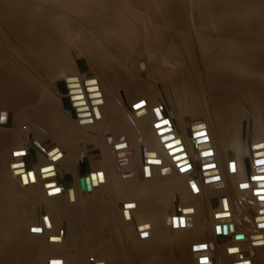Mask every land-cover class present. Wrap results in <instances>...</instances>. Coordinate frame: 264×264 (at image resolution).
I'll return each mask as SVG.
<instances>
[{"label": "bare ground", "instance_id": "1", "mask_svg": "<svg viewBox=\"0 0 264 264\" xmlns=\"http://www.w3.org/2000/svg\"><path fill=\"white\" fill-rule=\"evenodd\" d=\"M55 1L56 2H59L58 0H55ZM71 1H73V0H71ZM131 1H132L131 11L133 13V16L134 17L135 16H138V13H137V15L135 14L136 11H138V10H136V8L140 7L141 1L140 0H131ZM105 2H106V0H100L99 3L101 5H103ZM13 4H14V2H13ZM17 7L19 8L17 10H20V11L21 10H24L25 12L24 11L23 12H19L18 15H16V16H14V15L12 16L11 13L8 12L9 15H10L9 17L12 18V20L14 22H16V23H18V24L23 25L24 27H26L28 29V31L30 32L29 35H26L25 36V39H21V38L20 39H17V42L21 45V48L23 49V51L26 50V52L27 53L29 52L30 54L28 53L29 56H27V54H26V56H24V57L22 56L21 57L25 61V63H26L25 64L26 65V67H25L26 70H22V71H18L15 67H13L11 64H9L8 62H6L0 56V97L1 98L3 97V100H4L3 101L4 104L3 105L0 104V105H1V108H4V109L6 108L5 111L0 112V136L2 138L4 137V139H2L0 137V264H28L29 262H31L32 256H34V258H35V264H38L45 257L44 256V253H46L47 251L46 252H44V251H45V248H48V244L47 243H49V248L50 249L52 248L53 251H56L55 249H57V247H59L60 249L58 251H60V252L62 251L65 254L66 253L69 254L68 253L69 249H67V248L66 249L63 248V250L61 249V246L60 245H62L63 240H62V238H61L60 235H51V234H49V233H51L50 232L51 229H54L53 227L47 228V227L43 226V224L42 225H39L40 222L38 220H40V219H38L37 220L38 222L35 223V224H33L32 222H29L28 221L29 219H27L26 216H25V214H26L25 213V207L27 205L28 195H30V192H32L31 193L32 194V201L33 202H36V201H38L40 199L39 196L43 192L45 194V198L48 197L52 203L55 204V202H57V203L58 202H62V198L65 196L64 195L65 193L64 192H61L62 191L61 184H62L63 181H64L63 182L64 184H66L68 181H70V174L67 171H62L61 174H60L58 172V170H57L56 172H57V175L58 176H48V177L42 178L41 175H40V172H41V169H42L43 166H45L47 164L49 165L51 163H52L53 166L54 165L57 166V164H55V162H53L54 159L55 160L56 159L58 160V158H60V155L62 157H63V155L65 156L66 153L63 152V151H61V149H60L62 146H59L56 143V142H58V140L57 141H55V140L53 141V140H51V138L48 137V139H50L52 142L49 143V144L48 143L47 144L44 143L45 144L44 145L43 142L40 140V138L36 135V133H38V132H36L34 134V136H32V134H29V142L28 143H29L30 146H32V148L34 150L35 149L38 150V154H36L38 160H39V157H41V156L43 158L45 157V159L47 160L44 163L39 161L40 164H37V161H36V163L34 162V159L32 157V154L30 153L29 148L27 147V150L25 149V147L26 146H29V145H25L24 148L21 149V150H19L18 149V146H17L18 145V143H17L18 141H16V139H17V136L19 134V133H17V131H19L17 128L21 129V126H24L25 123L28 122V121L26 122L27 118H24V115H22V112H19V110H16L17 109V106H19L18 103H20V102L21 103L22 102H28L29 104H35V103H37L36 102L37 100H38V102L39 101H41V102L43 101L45 103H49L51 101V99H53V98H52V96L50 94L48 95V93H46L44 91V89L41 86L42 83L39 84L37 82L38 81L37 77L38 76L40 77V75L41 76L42 75H45V76L48 75L47 77L48 78H51V77H53V74L56 72V70L59 68V62H56L52 66L45 65L41 69H37V71H36L37 74L33 73V69L35 70V67L37 68V66H39L41 64V62L43 61L44 57H49L50 54H51V51L55 47H51L49 45L50 42L48 41V37L45 35V31L44 30H47V31L49 30L47 28V26H46L47 23H48V20L46 19V17H40L41 18V21H40L39 20L38 13H34L32 11V9H31V11H28L27 12V9H25V6L23 7L21 3H18L17 4ZM62 8H63V6H62ZM35 10H39L38 7H35ZM78 14L79 13H77V15ZM84 14H86V13L84 12ZM199 14H201V13H198V15ZM111 15H110V19L112 20V16ZM202 15H204V14H202ZM82 16H84V15H82ZM88 16H91V15H88ZM94 16H96V15H94ZM101 16H104V14L101 15ZM101 16H99V17H101ZM113 16L115 18L113 20L114 22L110 21L111 23H114V26L112 28V32L114 31L115 32L114 34H117L116 31H118V32L120 31L121 32L122 29H119L118 30L119 27H117L116 24L122 23V22L125 24V22L127 20H126L125 15H123L122 13H119L117 11H115L113 13ZM205 16H203L202 18L200 17V19L205 23V27L202 30H203V32L207 33V35L208 34H211L212 35L213 33L215 34V31L216 30L223 29V27L219 28V25L221 24V22L223 20H225L226 22H228L229 20H231V22L232 21H235L236 23H237V21H242V19H241L242 17L240 16L241 18H239V15L237 17H233V16L232 17H227V16H225L224 18L216 17V15L210 16L212 18H210V17L208 18V17H205ZM104 17H106V16H104ZM213 17H215V18H213ZM34 18H37V19L32 20ZM81 18L83 20V18L86 19L87 16H84V17H81ZM89 18H91V17H89ZM89 18H87L88 21L91 20ZM96 18L97 17H95L93 19H96ZM152 18L154 20L157 19V18L155 19V16H153ZM93 19L91 20L92 22H93ZM100 19H102V22H103V19L104 18L101 17ZM104 20H106V21L109 22V19L107 20V17ZM154 20H152V22ZM88 21H87L86 26L90 25L88 23ZM91 21H89V22H91ZM39 22L42 23L41 26H39V25L36 24V23H39ZM84 22L86 23V21H84ZM94 22H96V20ZM127 22H129V21H127ZM154 22L152 23V26L153 27H154V25H153ZM199 22H200V20H199ZM80 23L83 24L82 21ZM82 24H80V25H82ZM103 24H105V23H102V25ZM127 24H130V23H126L125 26ZM102 25L99 24L98 26H102ZM107 25H108V23H107ZM236 25H238V24H236ZM110 26H112V25H110ZM223 26H224V28H226V31H229V29H231L230 27L228 29V27H225V25H223ZM104 27H105V25H104ZM122 27H123V25H122ZM130 27H131L130 29L135 28L134 27V24H133V26L131 25ZM158 28H160V27H158ZM158 28H157V30H158V32H160ZM240 28H241V22H240ZM10 29L11 28H9V27H3V28L0 29V34H2V36L4 37V39L6 41L11 40V38H13V35L11 34V32H13V31H11L12 29L11 30ZM125 29H127V28L125 27ZM125 29H123V30H125ZM153 29H155V27ZM235 29H237V27ZM235 29L234 30L232 29V30L234 32H238V30L235 31ZM163 30H161L162 33H164ZM232 30H230V31H232ZM125 32L124 33H121V34L119 33V35L120 36L121 35L123 36L124 34L127 35V31L126 30H125ZM155 32H156V29H155ZM100 33H102V32H99V34ZM109 33L111 35L113 34L111 32H109ZM109 33H107V35ZM240 33L241 34H246V35H252V36L255 35V36L258 37V36H260L261 31L259 32L260 33L259 34L258 32H251L250 33V32H248V30H243L242 29V30L239 31V34ZM103 34H105V32H103ZM134 34L135 35H133V36H136L137 33H134ZM214 34H213V37L215 36ZM232 34H231V36H234ZM56 36H58V35H56ZM114 36H113V38H114ZM128 36H130V35H128ZM208 36H210V35H208ZM208 36H207V38H209L210 41H208L206 43H204L205 41L204 42L201 41L202 42L201 44L203 45V46L201 45V47H203V48L209 47V50L212 47H214L215 50L218 49V50L221 51L220 54H217V53H211V54L210 53H206L205 54L206 55V59H207V61L210 62V64H208L207 66L206 65L204 66V67H209L211 69H214V73H211L212 76H210L209 83H207V84L209 86H211L210 87L211 88V94H210L211 99L210 98L209 99L211 100L210 104H211L212 112L214 111L213 114L215 113L214 116L216 117V122L218 120L222 121L220 119L221 116H219V115L220 114H224V112L223 113H220V112H222L221 109H228L227 111L229 112V114L226 115L227 114L226 113L224 116L225 117L226 116H229V120L230 121L228 122L226 120V121H224V122H222L220 124V125H222V127L224 129H227L233 122H238L239 123L238 124V128H240V127L242 128V125L240 124V123H242L241 118L242 117L244 118V117L247 116V117H249V120H251V122L254 123V128H253L254 131L253 132H255V135L257 136V135L261 134L260 132L262 130H261V126H260V123H259V117L258 116L262 112L264 113V69L263 68L256 69L255 68L256 64L253 65L251 62H248L247 60H243L241 57H236V56H244L245 57L247 55V51H248L249 46H250V44H248V42L250 43L252 41H249V39H247L248 42H246V45H243V43L241 44L240 42H239V45H237L238 44L237 43L238 41H236V43H237L236 45H233V42H229V43L232 44V45H230L228 42H226V41H230V40H226V41L224 40V42H222L223 39H227V38H222L221 41L219 40L220 39L219 38L218 39L219 42L226 43V47L223 50L220 46H218L221 43H219L218 41L217 42L216 41L215 42L212 41L211 40L212 36L211 37H208ZM123 37H117V38L119 39V38H123ZM137 37H139V36H137ZM215 37H217V34H216ZM222 37H225V36H222ZM228 37L230 39V36H228ZM124 38H123V41H124ZM129 38H131L132 42L135 41L133 44L136 43L137 40H136L135 37H129ZM239 38H237V39H239ZM263 40H264V37H263ZM117 41L118 40H116V42ZM126 41H128V39H126ZM233 41H235V40L233 39ZM84 43H86V42H84ZM60 44L58 46H60ZM46 45H47L48 49L44 50L43 47H45ZM55 45H56V43H55ZM128 45L126 47H128ZM169 45L167 44V45H165L167 47H163V48L164 49L166 48L165 50H167V48H168ZM116 46H117V48H119L118 47V43H117ZM89 47H90V45H89ZM92 47H93V45L91 46V48ZM96 47H97V45H96ZM126 47H123V48H126ZM60 48H61V46H60ZM91 48H90V50H91ZM93 48H94V51H95V47H93ZM123 48H122V50H123ZM98 49L100 50L99 52H101V51H103V49H106V47L104 46L103 43H99L98 42V48H97L96 52L98 51ZM88 50H89V48H88ZM105 51H107V50H105ZM87 52L89 53V51H87ZM113 52H115V51H113ZM253 52L257 56H259L260 58H264V53H259V52L255 51V50ZM88 53H86V54L88 55V58L90 59V60L89 59L88 60H89V62L91 64H93V62H92L93 59L98 60L99 63L103 60V59H100V57H99L100 54H98V53L97 54H94V55L91 54L92 57ZM91 53H93V52H91ZM160 53H161V51H160ZM163 54L165 56L166 53H162V56H163ZM168 54L169 53H167V55ZM170 54H172V53H170ZM133 55H135V53ZM137 55H138V51H137ZM148 55H150V54H148ZM114 57H116V56H114ZM135 58H136V56H135ZM59 59H61V57ZM59 59H57V60H59ZM109 59L111 60V58H109ZM133 59H134V56H133L132 60ZM115 60H117V59H115ZM115 60H114V62H115ZM156 60L157 59H152V61H155L156 62L155 64H157V66L159 68L160 62H159V65H158V61H156ZM123 61L125 62V60H123ZM160 61L162 63V60H160ZM107 62L108 61H106V60H103L102 61L103 67H104V69H106V73H108V71L113 72L114 75H111L110 74V76H111V78H114V79L117 78L118 76H120L121 73H122L121 70L122 69L124 70V67H122V69L120 71H117V68L119 66H117L115 64L116 66H114V67L111 68V67H109L110 65ZM84 63L86 65V68H87V71H88V65L86 64V61L85 60H84ZM164 63L166 64V62H163L162 63L163 66H165L164 68H168V67H166V65H164ZM167 63H168L167 65L170 64L169 67L172 68L171 70H173V68L177 64V62L174 63L175 65L172 63L174 65V66H172V64L170 62H167ZM182 63H184V62H182ZM182 63H180L181 64L180 65L181 68H182V65H183ZM111 64H113L112 61H111ZM118 64H120V63H118ZM151 64H153V63H151ZM151 64H149V65H151ZM124 66H126V64ZM154 66L155 65L153 64V68H151L150 70H152V69L154 70L157 67V66H155V68H154ZM176 66H178V64ZM160 68H161V66H160ZM170 68H168V69L170 70ZM175 68H177V67H175ZM175 68H174V73H176V75H177V73H178L177 70H178V68L180 69V67L178 66L177 69H175ZM193 68L196 69V70H199L197 64H194L193 65ZM253 68L256 69V71ZM132 69H133V67H132ZM161 69L163 70V67ZM82 70H83V68L81 67V71ZM153 70H152V72H153ZM162 70H159V71L162 72ZM175 70L177 72H175ZM157 71L158 70H156V72ZM164 71H166V70H164ZM179 71L183 72L181 69ZM29 72L32 73V74H29ZM129 72H131V74L133 73L131 70L128 71V73ZM150 73H151V71H150ZM57 74H58V72H57ZM125 74H126V71H125ZM155 74H157V73H155ZM164 74L165 73H163V75ZM179 74H180V72H179ZM81 76L84 78V81H82V78L80 77V75H75L74 74V75H68L62 81H59L58 82V84H57L58 89L57 90H59V92H61L63 94V95H60V96H62L61 97V104H63L64 110L67 112V114L71 115V117L74 118V120L72 119L73 121H76L82 127H93L96 130L97 127H98V125H100L103 121L104 122L107 121V124H108L107 127H110V128L115 129L116 131L112 130V132L114 131L115 133H117V132L120 133L121 136H122V138L125 139V141H127V139L128 140H130V139L133 140L134 135L132 133H134V132L132 130H134V129L136 130V132H138V135L139 136L142 135V134H144V135L147 134V139L148 140L150 139L149 141H147L145 137L144 138H138V137L136 138L135 137L136 139H134V141L140 145L139 148H141V143L140 142L143 141L142 142L141 152H140L141 153L140 158L142 157V164H143V166H141L142 172H141V170H140V172L144 176L147 175V173H148V176H149L148 180L150 182L155 183V184H154V186H152L150 183H148L149 185H151V187L149 186V188L147 187L148 189H146V188L142 187V183H141V180L142 179H141L140 181L138 180V182H140L141 184L140 185L138 184V187L137 186H132V187H135V188H132V189L135 191V193H138L137 196H134L135 199L137 198L138 202L142 199L145 203H147V206H149L150 203H152L153 201L154 202L158 201L160 204H162V208L163 209L160 212V214L157 213V210L149 209V207H146V211L145 212L144 211L141 212L140 211L141 209L139 210L138 207H140V206L142 207V205H139L140 204L139 203L138 206H137L135 204V202H137V200L136 201L133 200L135 202H132V201L126 202V200L124 198L123 199L122 198H118V195H119V197L120 196L123 197L124 191L127 190L128 188L126 189L125 185H123V186L120 185V184L118 185V177H119V175L121 173L120 174L118 173L119 174L118 175L116 172H114L113 175L115 177L113 176L114 177L113 178V181H112V183H110L109 181L111 180V176H110V178L107 177L108 176L107 174H108L109 171H107L106 168H104V169L98 168L100 170V172H101V177H100V183H101V185H100V188H99L100 191L97 192L96 189H95V182H94V179H95V175L96 174L93 173L92 170H91V172H89V169H88L90 167V165L91 166L93 165L94 167H101V166H99V164H101L102 160L100 161V163L98 162L99 164L98 163H95V160H94L95 158H98L99 157V156L97 157L98 151L96 150V148H97L96 146L93 148V151L91 150L92 151V156L94 157V158H92V161H90L91 164H88V162H87L90 159L89 156H88L89 153L87 151L89 147L86 148V146H85L84 151L82 150V157H83L82 161H85V164L83 163L84 165L81 166V168H80L81 169V175H80V177L78 176L77 183L74 184V185H72V186H70L67 189V193H68V195H70L69 201L72 200V196L73 195H76L77 196L76 199L78 200V198H79L78 196H80V193H87V195L89 196L90 195L89 192H91V190H92L93 191L92 193L95 194L94 195L95 197L92 195V198H93L92 201L90 200V202H86L89 205V204H91V203L94 202L93 201L94 199L102 196V194H103V197L102 198L105 197V199H106L105 201H107V200L111 199L110 198L111 196L109 194H106V195H108V196H106L105 193H108V192L109 193H112V194L113 193L114 194L116 193L117 195L115 194L116 196L114 198H115L116 201H118L117 204L121 207L120 208L121 211L120 210H117L118 216L120 214V216L122 215V218L124 219V222H123V224L120 225V227L122 225H124V224L127 226V229L125 230V232H126L127 235H130L131 234L130 235L131 236L130 239L132 240L133 243H134L133 240H135V241L137 240V243L136 244L135 243L134 244L132 243L136 248L138 246L137 244H139L138 239H140V241L143 240V239L144 240H146V239H151L152 240V238L159 239V238H162L163 236L165 237V235L166 236H169V235L177 234V235L181 236L180 241L178 239L179 243L181 242L182 239L187 240V241L184 240L185 242L191 243L190 251H191V253H193L194 250H198L199 248L204 247V243L206 242V239L209 237L210 240H211V243L213 244V248H214L212 251L219 252V253H226L227 256H230L233 259H235L234 264L235 263H237V264H254L255 263L254 260H252L250 258L243 259V257H244V256H242V253H243L242 251L243 250L241 249V247H244V249H245V245H246V242L248 240V237L247 236H249L250 234H247L246 235V234H244L242 232H237L238 231V228L242 226L243 221H242V219L239 216L240 214L238 216H236L238 213L236 211H234L233 204H232V201L230 199L226 200V203L224 205V206H226V209L228 208V210L230 212H226V211L223 212V210H219L218 209L219 208V204H221V206H222V203H223L222 202V197L223 196L220 195L221 197L219 199H218V196L215 197V198L212 197L214 199H212L211 205L213 204V206H215L211 210L213 212L212 217H211V220H212L211 223H213V226H214V235L211 234V233L208 234V228H207V224L208 223L203 218V210L201 208H199L197 206H195V207H188L189 206V203H186V205L182 203V206L180 205L181 204L180 200L181 201L182 200L187 201L189 199V195H188L189 194L188 193V185H189V183H187V181H188L189 177H192V168L190 169L189 164H188L189 158L186 157V153L188 152V148H187L188 146H186V145L189 144V145L193 146L195 150H196V147H198L197 150H198V154L199 155L209 154V153H205L206 151L209 152L211 150L209 144L211 145L212 152L215 151V148L212 146L213 145V143H212L213 139H212V137H211V135H210V133L208 131V127H207V124H206V121L207 120H209L210 118L212 119V113H211L210 116H207V117L204 115L202 117L203 118V121H200L198 123L192 124L189 127H187L188 125L187 126L185 125L186 126L185 128L187 129V133H184L178 127V124H176V122L170 117V113L167 110V107L165 106V104L164 105L162 104L160 106H156V107L152 108L153 109L152 110V114L153 115L150 116L151 113L149 112L150 113L149 114L148 111H147V109H146V106L147 105L150 106V103L148 104L146 102H148L150 100H148V101L146 99L145 100H142L141 97H140V100L137 99L138 102L136 101V103H134L132 105H129L128 106L129 108L127 107V109L124 108L125 110H121L122 108L120 106L121 105L120 99L117 100V98L115 96H113V95H112L113 96L112 100L106 99V94L102 90V85L100 83L101 81L99 82L98 78H96L95 75L93 77L92 76H89L88 77L86 75L87 78L85 77V74H83ZM171 76H173V75H171ZM180 77H183L182 84L180 82L181 80H179L178 77L177 78H178L180 84L178 82H172L171 84L174 83L173 86H171V84H170V86L173 88L174 94H176L179 97V95H184L186 93V95H187L186 97H188V99H186V100L187 101L189 100L188 102L195 103L194 102L195 101V96H197V95L194 92V85L192 86V84L189 82V80L187 79V74L186 73L183 74ZM108 78H110V77H108ZM19 79L20 80H24V81H22L21 83H15L13 85L12 82L17 81ZM118 79H120V78H118ZM124 81H125V79H124ZM45 82H46V80H45ZM120 82L122 83L123 80L120 81ZM126 82L127 83L130 82V80L129 81L126 80ZM118 84H119V82H118ZM118 84L116 82V85H118ZM133 84H134V82H133ZM29 85H32V89H30V87L27 88ZM44 85H46V84L44 83ZM122 85H124V84H122ZM167 85H166V88H167ZM118 86H120V85H118ZM125 87H129V86H125ZM48 88H50L49 85H48ZM144 88L145 87H143V89ZM51 90H53V89H51ZM131 90H133V88H131ZM131 90H130V92H131ZM138 90H139V88H138ZM47 91H48V89H47ZM111 91H113V90H111ZM165 91H168V90H164V92ZM51 92H53V91H51ZM169 92L171 93V90H169ZM57 94H58V92H57ZM129 94L131 95V93H129ZM165 94H166V92H165ZM132 95H134V93ZM142 95H140V96H142ZM166 95L169 96L168 94H166ZM35 96L37 97V99H36ZM252 97L255 98V99L252 100ZM183 100H185V97H184ZM142 101H144V104H141ZM10 102H11V104H10ZM51 102L54 104L53 101H51ZM98 102H100V103H98ZM180 102H181V100H180ZM14 103H16V104L14 105ZM131 103H132V101H131ZM38 104L40 105L41 103H38ZM43 104H41V105H43ZM189 104L190 103H188V106L191 105V104L190 105ZM26 105L27 104L25 103V106ZM47 105H49V104H47ZM193 105H195V104H193ZM193 105H191V106H193ZM199 106H200V104H198V107ZM45 107L46 106H44V105L42 106V108H45ZM58 107H57V109H58ZM12 108L14 110H12ZM24 108L25 109L27 108L26 111H25L26 114H27L26 116H28L29 114H31V112L33 111V109H32V111L30 112V110H28L29 109L28 107H24ZM38 108H39V106H38ZM38 108L36 110H38ZM63 108H61V109H63ZM34 109H35V107H34ZM184 109H186V108H184ZM45 110H46V108H45ZM45 110H42V111L44 112ZM47 110H50V109H47ZM47 110H46V112H47ZM200 111H203V109H200ZM39 112H41V111H39ZM51 112H53V111H51ZM51 112H49V114ZM59 112H60V110H59ZM123 112L124 113H129L128 115H130V116L127 117L128 118V122L126 120H123V118L125 117V114L124 115L122 114ZM33 114H35V116H32V118H34L35 120L37 119L38 123L40 122V120L42 119V117L45 116L44 114H43L44 116L43 115L40 116V114H36V113H33ZM131 115L134 116V119H133V117ZM50 117H52V116H50ZM50 117H48V118H50ZM57 117H56V119H54L55 122L57 121V119H59V117L58 118ZM46 119H47V117H46ZM186 119H190V117L189 118L186 117ZM63 120H65V119H63ZM50 121H52V120H50ZM55 122L53 124H56L57 125L58 122L57 123H55ZM187 122H190V121H187ZM184 123H186V122H184ZM204 126H205V128H204ZM103 129H105V126H104ZM118 129L121 130V131H119ZM71 130L72 131H70V133L72 134V136H74L73 134H75L77 131L76 130H73V129H71ZM40 131H42V129ZM40 131L38 133L39 135H40ZM125 132H127L126 134L128 136L126 134H124ZM182 132L184 134H186V136H185L186 138L185 139H183V137H182V135H184V134H182ZM185 132H186V130H185ZM27 133H29V132H27ZM55 133H57V132H55ZM68 133H69V130H68ZM90 133H87V134H90ZM91 134H93V133H91ZM102 134H103V132H102ZM176 134H177V136H176ZM40 136H42V135H40ZM44 137H46V136H44ZM67 137H69V136H67ZM92 137L94 138V136H92ZM262 137H264V136H262ZM48 139H46V140H48ZM140 139H141V141H140ZM188 139L190 141H188ZM88 140H90V138ZM108 140H109V137H108ZM237 140H238L237 138L232 137V138L229 139V141L227 140L225 142V144H230V145H232V146L235 147V144L237 143ZM81 141H83V140H81ZM223 141H222V143H223ZM74 143H73V146L72 147H74V145H76L77 142L75 144ZM87 143H88V141H87ZM87 143H85V144H87ZM111 143H113V142H111ZM185 143H187V144L185 145ZM20 144H21V142H20ZM71 144H69V145H71ZM14 145L16 146V149L12 150V148H14ZM69 145H68V147H69ZM22 146H23V144H22ZM80 146H82V145H80ZM147 146L150 147V148H148ZM63 147L65 148V145ZM159 147L162 149V153H161V151H159V149H158ZM252 147L257 148L259 150H262V143L260 141L258 143L255 142V145H253ZM252 147H250L249 149H251ZM150 149L153 150V152H155V155H156V158L153 159V160H149L151 158H149V156L147 155L148 152H150L149 151ZM65 150L68 151V149H65ZM103 150L105 151V149H103ZM103 150H102V152H103ZM259 150L257 152H255L253 149L248 150L251 158L254 159L253 163L256 162V155L257 154L260 155V153H258ZM70 152H72V151H70ZM216 152L217 151H215L214 153H216ZM135 153L137 154V152H135ZM164 153L166 155V158L164 157ZM38 155H39V157H38ZM108 155H109V153H108ZM262 155H264V154L262 153ZM68 156H70V157L68 159V162L66 164H64V166L66 168H68L69 170L70 169H74V168H71V166L74 167L75 166V163H72L71 161H72L73 157H75V155L73 154V156H72V154H69L68 153L67 154V157ZM257 157H258V155H257ZM37 158H35V160ZM101 158H102V156H101ZM104 158H106V156L103 157V161H104ZM135 158H136V156L133 157V158H128L127 159V164L125 163V165L127 167L130 166V165H133V168H134V169L132 168L131 170H128V171L125 169L127 173H125V171H124V173L126 174V176L128 178L127 179L128 180L127 181L128 183H130L134 179V177H135V174L133 173V170H135V168L139 167L137 165H136L137 166L136 167L134 161H132V159H135ZM218 158H219V156H218ZM229 158H230V155H229L228 159ZM17 159H18V161H16ZM144 159H147L146 161H147L148 165H149V163H151V165L150 166L146 165L144 163ZM229 160H231V158ZM82 161L80 160V162H82ZM26 162H27L28 165L27 164L26 165L24 164ZM139 162L141 163V161H139ZM57 163H59V162H57ZM102 163H104V162H102ZM109 163L110 162H108V164ZM117 164H118V162H117ZM244 164H245V169H246L245 172H246V178H247V181L246 182H247V189L248 190L247 189H244L242 191L243 176L240 173H238V175L236 173H230V177L232 178V182H233L234 187H236V189L234 188V191L237 193V196L240 197L239 200L243 203V206L242 207L245 208L244 210H240V211L246 213L247 216L250 213L249 216L251 218L250 219L251 222H249V221L248 222H249V224H254L253 218H255L258 215V212L259 211H264V172H262V170L260 169L262 167L263 170H264V160H261V162L259 160V162L254 163V164H256V167H253L254 164L252 165V161L250 160V158L246 159ZM31 165H33V166H31ZM52 165H51V167L43 168L42 169V173H44V175H47V173H49V172H46V171L55 170V168ZM107 165H105V167ZM208 165H209V163H201V167L202 168L211 169V167H213V165H209V166ZM115 167H118V166L115 165ZM173 167H174V170H173ZM228 168H229L228 169L229 171H232V167H228ZM108 169H109V166H108ZM259 169L261 171H259ZM131 171H132V173H131ZM210 171H212V170H207V172H210ZM88 172H89V174L86 177L83 178L82 176L86 175ZM122 174H123V170H122ZM142 174H140V176ZM142 176H141V178H144ZM173 177L176 179V182L171 180ZM135 179H134V181H135ZM123 181H122V183H123ZM74 182H75V180H74ZM127 182H126V184H127ZM144 182H146V181H144ZM124 183H125V181H124ZM66 187H68V185ZM121 187H124L125 188V190H122L123 191L122 194H120ZM129 188H131V187H129ZM83 190H84V192H83ZM106 190L108 192H106ZM119 190H120V192L118 193ZM133 190H132V193H133ZM149 190L150 191H153L154 193L153 192L152 193H149V194L146 193V191L150 192ZM176 191L179 192V195H175V197L177 199L176 200L174 199L175 201H173V204L167 203L166 207L164 208L163 207L164 206V203H162V202L163 201H166V200H165V198H160L159 195L161 194V192H162L161 196L163 197V196L171 195V194H173ZM242 192L248 193V195H243ZM61 193H63V195ZM130 193H131V190H130ZM132 193H131V195H132ZM158 193H160V194L158 195ZM174 194H177V193H174ZM250 195H251V197H248ZM80 199H81V197H80ZM88 199H90V198H88ZM79 201L80 200H78V202ZM81 201H83V200L81 199ZM253 201L255 202V207H254V204H252ZM78 202H76V203L78 204ZM95 202L97 204H95V206H94L95 207L94 208L95 209L94 211H98L97 212L98 215H96L97 217L95 216L94 219L95 220H96V218L102 219L101 217L103 215H101V213L104 210L102 211V210H99V209L96 208V207L101 206L100 205L101 204L100 203V200L98 201L99 202V205H98L97 200ZM103 203H104V201H103ZM106 203L107 202H105L104 204H106ZM108 203H109V201H108ZM72 204H73V201H72ZM113 204L114 203H112V205ZM42 207L44 208V206H42ZM115 207H116V205H115ZM174 207H175V209H177V213H175V214L173 212ZM158 208H159V206H158ZM100 209H102V208H100ZM137 209H138V211H137ZM38 210H39V207L37 206L36 209H35V212H36V215L38 217H40V215L42 216V214L39 215ZM89 210H91L93 212L92 209H89ZM108 210H110V207H109ZM99 211H100V213H99ZM136 211H137V213H136ZM87 213H88V211H87ZM103 213H105V212H103ZM134 214H136V215H134ZM234 214H235V218H236L235 220H237V224L236 223H233V222H228L229 221L228 218H231L232 219V217H233ZM27 215H29V214H27ZM104 215H106V214H104ZM92 216H91V218H92ZM259 216H261V215L259 214ZM50 217L52 218L51 215L49 216V218ZM114 218H116L115 215H114ZM259 218L261 219V217H259ZM41 219H42V217H41ZM77 219H76V217H74V218H72L69 221L70 223H68V229L66 230V233H67V236H68L67 245H68V247L69 246H71V247L75 246V247L79 248L80 247L79 243L82 242V243H80L81 246H82V244L84 245L83 242H85L86 244L84 246H82L83 249L80 250V248H79L78 251L84 253V255H85L86 258H88L87 255H89V257H90V255L92 254L91 252L94 251L91 248H93V249L95 248V249L99 250V252H100L99 255H101L102 257L100 256V260H97V261L94 259L93 261H95V262H93L91 264H106L105 261L103 260V258L105 256H106L105 259L106 260H109V257L107 259V256H110L112 252H115L116 251V252H120L121 253V250H122V248H124L125 243L126 244H128L129 242L131 243V241H127V242H125L123 244V242L121 243V241L118 239L120 241L119 242L120 244H119V247L116 246V242H114V240H112L115 243L114 244L110 240V239H113V238H111V235L113 236L114 233H115V231H114V229L111 230V227H109L110 224L107 223V222H103V224L100 223V222L97 223V224H94L95 226L91 230L92 231V234L91 235H90V232L87 231L88 229L86 230L88 234L87 235L85 234L86 235L85 237H87V236H88V238L90 237V240L88 238H87L88 240L87 239H82L83 238L82 235L85 232H81V230H80L81 228L78 231H77V228H76V231L74 229V223L76 225H78V222L75 221ZM120 219L118 220L116 218V220L119 221V222H117L118 224L121 221ZM30 220H32V218H30ZM257 220H256V222H257ZM62 225H63V223H62ZM111 225H114V224L112 223ZM126 226L125 227H121V229L122 228L125 229ZM208 226H210V225H208ZM254 228L258 230V228H256V226ZM33 229H39V231H33ZM28 230H29V232H28ZM52 231H54V230H52ZM243 231L245 232V230H243ZM210 232H211V228H210ZM184 235H187V237L184 236ZM47 236H48V238H45ZM251 236H253V234ZM254 236H255V234H254ZM51 237H53L55 239L53 240V238L51 239ZM62 237H63V235H62ZM113 237H115V236H113ZM124 237H126V236L124 235ZM231 237L235 241L234 245H232L233 243L231 242V244H229V245L228 244H225V245H221V246H219L217 248V246H215V243H213V239L216 240V243H222L225 239H228L229 240V238H231ZM136 238H138V239H136ZM44 239H48L49 242H47V240L45 241ZM251 239H252V237H251ZM81 240H83V241H81ZM152 241H154V240H152ZM156 241H157V243L155 241L153 243L154 244L155 243L158 244V240H156ZM163 241H165V240H163ZM184 241H182L181 243H183ZM45 242H47L46 243L47 245L45 244ZM149 242H150V240H149ZM141 243H143V242H141ZM90 244H91V246H90ZM121 244H123L124 246L123 245L121 246ZM250 244H252L251 245V258H253L254 257V254H255V251H254L253 248H258L259 251H263L264 250V248L262 247V246H264V234L263 233L260 234L259 237H258V235H256V239L253 238L252 240H250ZM161 245H160V247L163 246V245L162 246ZM169 245H170V243H169ZM185 245H186V243H185ZM126 246L128 247V245H126ZM130 246H131V244H130ZM130 246H129V248H130ZM134 246H131L132 249H134L133 248ZM140 246L138 247L139 249H140ZM149 246L152 247L150 249V251H152V249L154 247H156L155 245L154 246L153 245L151 246V244ZM149 246H146L144 248L142 247L143 251L141 252V251L138 250L139 252L137 251V253H140V252L143 253L144 252L143 254L145 256V253H146L145 251H146L147 247H149ZM198 246H199V248H197ZM158 247L157 248H154L155 250L157 249L156 251H154V249H153V251H154L153 254H156L157 255L160 252L162 253L163 250L161 251L159 249L160 250L159 251L158 250ZM172 247H174V245ZM175 247H177V245ZM178 247H180V246H178ZM178 247H177V249H178ZM171 248H169V252H170V249ZM180 248H182L181 250L184 249L183 246L180 247ZM124 249L126 250V248H124ZM132 249H131L130 252L135 251V250H132ZM144 249H145V251H144ZM161 249H164V251L166 250L165 248H161ZM173 249H171V250L173 251ZM177 249H176V252H179L180 249L179 250H177ZM71 250H72V248H71ZM73 250H74V248H73ZM147 250H148L147 252H150L149 249H147ZM186 250H187V248H186ZM174 251H175V249H174ZM174 251H173V254H175ZM123 252H125V251H123ZM120 253H116V255H118V254L120 255ZM125 253H124V255H125ZM183 253H187V252L184 251ZM194 253H193V256L194 255H198L200 257V258H198L199 260L202 258V256H205V257L206 256H209V254H206V253H201L200 254V252H198V251H196L195 254ZM122 254L123 253H121V255ZM127 254H129V252H127ZM127 254H126V256H128ZM134 254H132V255H134ZM140 254H138V255H140ZM143 254H141V255L143 256ZM177 254H175V255H177ZM57 255H58V253H57ZM99 255H98V258H99ZM103 255H104V257H103ZM113 255H111V259L114 258ZM119 255L116 258H119L120 257ZM141 255H140V257L139 256H137V257L141 258ZM166 255H167V253H166ZM170 255H172V254H169V256ZM247 255H250V254H247ZM59 256L60 255L54 257L55 259L53 257H51V258H53V260L51 258L50 259L52 261L59 260V264H69V262L71 261V259L68 256H63L62 255L63 256V259H61L62 257H59ZM72 256L74 257V254H72ZM72 256H70V257H72ZM92 256H93V254H92ZM126 256H124V257H126ZM160 256H158V257H160ZM57 257H59L60 259L57 258ZM129 257H131V255H129L128 258ZM147 257H148L147 255H146V258L145 257H142V258H144L143 261L145 259H147ZM150 257H152V256H150ZM158 257H157V259H158ZM172 257H173V255H172ZM185 257L188 258L189 256L188 257L185 256ZM256 257H257V253H256ZM86 258H84V259H86ZM116 258L113 260L114 262H116V260H117ZM136 258H135V260H130V259H128V260L131 262V264H133L132 261H134L136 263ZM139 258H137V261H138ZM166 258H162V259L166 260ZM173 258H171V261H172ZM204 258H202L200 260V262H201L200 264H212V262H210V263H207V261H204L203 262V259ZM50 259H49V261H50ZM121 259H124L123 256H122ZM126 259H127V257H126ZM154 259H155V257H154ZM175 259H176V261H178L176 256H175ZM169 260H170V258L168 259V264H169ZM81 261H83V260H81ZM81 261H77V262L80 263ZM86 261H88V260L86 259ZM121 261L122 260H120V263H121ZM147 261H149V259ZM89 262H91V261H89ZM106 262H108V261H106ZM114 262L111 261L109 264H112V263L114 264ZM122 262H124V261H122ZM130 262L129 263L126 262V263L127 264H130ZM141 262H142V260H141ZM153 262L155 264H157L155 260H153L151 263H153ZM120 263L118 262V264H120ZM143 263L145 264V262H143ZM143 263H140V264H143ZM173 263H175V262L173 261ZM75 264H78V263H75ZM115 264H117V263H115ZM137 264H139V263H137Z\"/></svg>", "mask_w": 264, "mask_h": 264}, {"label": "rangeland", "instance_id": "2", "mask_svg": "<svg viewBox=\"0 0 264 264\" xmlns=\"http://www.w3.org/2000/svg\"><path fill=\"white\" fill-rule=\"evenodd\" d=\"M58 1L59 2H56L55 0H0V27L1 28L9 27V28L12 29V30L11 29L10 30L13 31V32H11V34L13 35V38H11V40H8V41H6L4 39V37L2 36V34H0V56L6 62L11 64L13 67H15L18 71L26 70L25 69V67H26L25 64L26 63L21 57L22 56L23 57L26 56V54H27V56H29L30 53L28 52L29 53L28 54L26 52V50L23 51V49L21 48V45L17 42V39H20V38L21 39H25V36L29 35L30 32L28 31V29L26 27L14 22L12 20V18L9 17L10 16L9 13H11L12 16L13 15L16 16V15H18L19 12H23L24 11V10H21V11L17 10V9H19L17 7V4L21 3L23 7L25 6V9H27V12L31 11V9H32V11L34 13H38L40 21H41L40 17H46V19L48 20V23H47L46 26H47V28L49 30L48 31L44 30L45 31V35L48 37V41L50 42L49 45L51 47H55L53 49L54 51L53 50L51 51L50 56L49 57H44V59L41 62V64L39 66H37V68L35 67V70L33 69V73L37 74V72H36L37 69H41L45 65L52 66L56 62H59V68L53 74V77L48 78L47 77L48 75H46V76L45 75H42V76L40 75L41 78L39 76L37 77V79H38L37 82L39 84L42 83L41 84L42 88L44 89V91L46 93H48V95L50 94L52 96L53 99H51V101H53L54 104L51 101L49 103H45V102L42 101L44 103L43 104L41 101L38 102V100L36 101L37 103H35V104L37 105L38 103H41L44 106H46L45 107L46 110L47 109H50V110H47V112H46L45 108H42L43 105H41V104L39 105L38 104L36 106L35 104H29L28 102H22L23 104L20 102V103H18L19 106H17L18 104L16 105L17 106L16 110H19V112H22V115H24V118H27L26 122L28 121L27 123H25L24 126H21V129L17 128L19 130V131H17V133H19V134H18L17 139H16V141H18L17 142L18 143V145H17L18 149L21 150V149L24 148L25 145H29V143H28L29 142V134H32V136H34V134L36 132L39 133V131L42 129V131H40V135H42V136H40L38 133H36V135L40 138V140L43 142V144L44 143L45 144H47V143L49 144V143L52 142L51 140H53V141L54 140L55 141L58 140V142H56V143L59 146H62L60 149H61V151L65 152L66 154H65V156L63 155L64 158L60 155V158H58V160L54 159L53 162H55V164H57V166L56 165L53 166L52 163L49 164V165L47 164V165L43 166L42 169L46 168V167H51V165H52L55 168V170L46 171V172H49V173H47V175H44V173H42V169H41V172H40L41 177L44 178V177H48V176H58L57 172H56L57 170H58V172L60 174H61L62 171H67L70 174V181H68L66 184H64L63 183L64 181H63L62 184H61V189H62L61 192L65 193L64 194L65 196L62 198V202H58V203L55 202V204L52 203L48 197L45 198V194L43 192L39 196L40 199L38 201H36V202L32 201V194H31L32 192H30V195H28L27 205L25 207V213H26L25 216H26L27 219H29L28 221L32 222L33 224H35V223H37L39 221L40 222L39 225L43 224V226H45L47 228L53 227L54 229H51V231H50L51 233H49V234H51V235H60L62 240H63L62 245H60L61 249L62 250H63V248L69 249V251H68L69 254H67V253L65 254L62 251L61 252L58 251L60 249L59 247H57V249H55L56 251H53L52 248L51 249L49 248V243H47V242H49L48 239H44L45 241L47 240V242H45V244L46 243L48 244V248H45L44 252L47 251L46 253H44L45 257L38 264H59V260L52 261L53 258L58 256V255H60L59 257H62L61 259H63V256H68L71 259L69 264H75V263L80 264L81 262H82L81 264H83V263L84 264H87V263L91 264V263L95 262V261H93L94 259L96 261L100 260V256H101V255H99L100 252H99V250H97L95 248L94 249L91 248L92 250H94V251L91 250L92 251L91 253L93 254V256L90 253L91 254L90 257H89V255H87L88 258L85 257L84 253L78 251L79 248H80V250L83 249L82 246H84L86 244L85 242H83L84 245L82 244V246L80 244L82 242H80L79 243V245H80L79 248H77L75 246H73V247L69 246L68 247V245H67L68 236H67L66 230L68 229V223H70L69 221L72 218H74V217H76V219L79 217L77 220H75V221L78 222V225H76L74 223L75 231H76V228H77V231L81 228L80 229L81 232H85L82 235L83 238L81 237L82 239H87L88 238V236L85 237L88 234L87 231L90 232V235L92 234L91 230L95 226L94 224H97L99 222L103 224V222H107V223L110 224L109 227H111V230L114 229V231H115L113 236H115L116 238L111 235V238H113V239H110V240L111 241L114 240V242H116V246L119 247V244H120L119 242L120 241H121V243L123 242V244L125 242H127V241H131V243L130 242L128 244L125 243V246L128 245V247L127 246L125 247L123 244H121V246L123 245L124 248H126V250L124 248H122V250H121V253H123L122 255H121L120 252H116V251L112 252L111 255L114 254L115 256L113 255L114 258L111 259V255L109 254L110 256H107V259L109 257V260H106L105 259L106 256L104 257V255H103V257H104L103 260L105 261L106 264H109L111 261L114 262L113 260L116 257H118V255H119V254L116 255V253H120L119 256L121 258L123 256L124 259H121L120 257H119L120 259L116 258L117 260H116V262H114V264L115 263L118 264V262L120 263V260L124 261V262L121 261L120 264H127V263L130 262L128 259H130V260L134 259L133 255H132V254H134L133 253L134 251H132V252H130V251L132 249L131 246H134L133 244L134 243L136 244L137 240L136 241L133 240L134 243L132 242V240L130 239L131 238V236H130L131 234L127 235L126 232H125V230L127 229V226L125 224L121 226V227H125L126 226L125 229L124 228L121 229V227H120V225L123 224L124 219L122 218V215L120 216V214H119V216H118L117 210L121 211V209H120L121 207L117 204L118 201H116L115 198H114L117 195L116 193H115L116 194L115 195L114 193L113 194L109 193L106 190V192H108V193H105V195L109 194L111 196L110 197L111 199L105 201L106 199H105V197L102 198L103 197V194H102V196H100L101 198L98 197V198L94 199L93 200L94 202L89 204V205L86 202H90V200L92 201V199H93L92 195L93 196L95 195L94 193H92L93 192L92 190H91V192H89L90 193L89 196L87 195V193H80V196H78L79 197L78 200H80L79 202L76 199L77 198L76 195H73L72 196V200L69 201L70 195H68L67 189L70 186L76 184L77 181H78L77 180L78 176L80 177V175H81V169L80 168H81V166H83L85 164V161H82V159H83L82 150H84V144L87 143V141H91L93 143V146L89 147L88 150H87L88 153H89L88 156L90 158L87 161L88 164H91L90 161H92V158H94L92 156V151H93V148L95 146L97 147L96 150L98 151L97 157L99 156L98 158L94 159L95 163H98V162L100 163L101 160H102V162H104V163L101 162V164L98 163L99 166H101V167H94L93 165L92 166L90 165V167L88 168L89 172H91V170H92L93 173L96 174L94 182H95V189H96L97 192L100 191L99 188H100V185H101V183H100L101 172H100V170L98 168H100V169L106 168V170L109 171L108 174H107L108 175L107 177L110 178V176H111V180L109 181L110 183H112L113 178L115 177L113 175L114 172H116L117 174L121 173L120 175L118 174L119 175V177H118V185L119 184L122 185V186L125 185L126 189L127 188L128 189L125 190L124 187H121V192L119 190L118 193L120 192V194H122L123 193L122 190H125L126 192L124 191L123 197L122 196L119 197V195H118V198H122V199L124 198L126 200V202H128V201L135 202L137 200V198L135 199L134 196H137L138 193H135V191L132 189V188H135V187H132V186H137L138 187V184L140 185L142 183V187L148 189L149 186L151 187V185L154 186V184H155V183L150 182L148 180V178H149L148 173H147V175H145L146 177L141 173L142 172L141 166H143L142 157L140 158V156H141V153H140L141 152V148H139L140 145L134 141V139H136L137 137L138 138H144L145 137L146 140L149 141L150 139L149 140L147 139V134H145V135L142 134V135L139 136L138 132H136V130L134 129V130H132L134 132V133H132L134 135V137L132 136L133 140L132 139H130V140L127 139V141H125V139L122 138L120 133H118V132L115 133L114 132V131H116L115 129L107 127L108 126L107 121H105L106 123L103 121L100 125H98L97 130H95V128H93V127H82L76 121H73L74 118L71 117V115L67 114V112L64 110L63 104H61V97L62 96H60V95H63V94L61 92H59V90H57L58 89L57 84H58L59 81H62L66 76L74 75V74L75 75H80V77L82 78V81H84V78L81 76L83 74H85L86 78H87V76L88 77L89 76L93 77L95 75V77L98 78L99 82L101 81L100 83L102 85V90L106 94V99L112 100L113 96H115L117 98V100L120 99V103H121L120 106L122 108L121 110L127 109V107L129 105H132V104L136 103V101L138 102V100H140V97H141L142 100H145V99L147 101L150 100L148 102L145 101L148 104L150 103V106L149 105H147L148 107L146 106V109H147L148 113L149 112L151 113V114L149 113L150 116L153 115L152 114V110H153L152 108H154L156 106H160L162 104L163 105L165 104V106L167 107V110L170 113V117L176 122V124H178V127L184 133H187V129L185 128L187 125H188L187 127H189L192 124H195V123H198L200 121H203L202 117L204 115L207 117V116H210L211 113H212V119L210 118L209 120H207L206 124H207V127H208V131H209V133H210V135H211V137L213 139V141H212L213 145L212 146L215 148V151H217V152L216 153H214L215 151L212 152L211 145L209 144L211 150L209 152H207V151L205 152V153H209V154L199 155L198 154V150H197L198 147H196V150H195L193 146L185 143V145L187 144L186 146H188L187 147L188 148V152L186 153V157L189 158L188 164H189L190 169L192 168V177H189V179L187 181V183H189V185H188L189 199L187 201H184V200L181 201L180 200V202H181L180 205L182 206V203L185 204V205H186V203H189L188 207L197 206V207L201 208L203 210V218L208 223L207 224L208 234L211 233V234L214 235V226H213V223H211V221H212L211 217H212L213 212L211 210L215 206H213V204L211 205L212 199H214L217 196H218V199H219L221 196H223L222 197V202H223L222 206H221V204L218 203L219 204V208L218 209L219 210H223V212H225V211L226 212H230L228 210V208L226 209V206H224L225 203H226V200L230 199L232 201L234 211H236L238 213L236 216H238L240 214L239 216H240V218L243 221L242 226L238 228L237 232H242V233H244L246 235L250 234L249 236H247L248 240L246 242L245 249H244V247H241V249L243 250L242 251L243 252L242 256H244L243 259L250 258V259L254 260V262H255L254 264H264V262H263L264 261V250L263 251H259L258 248H253L254 251H255V254H254V257L251 258V245L252 244H250V240H252L253 238L256 239V235H258V237H259L260 234H262V233L264 234V232H263L264 231V213H263L264 211H259L258 215L255 218H253L254 224H249V222H251V220H250L251 218L249 216L250 213L247 216L246 213L240 211V210H244L245 208L242 207L243 203L239 200L240 197L237 196V193L234 191V188L236 189V187H234L233 182H232V178L230 177V173H236L237 175H238V173H240L243 176V183H242V191H243L244 189H247V182H246L247 178H246V172H245L246 169H245V164H244L245 160L250 158V160L252 161V165L254 163H256V162H259V160H260V162H261V160H264V155H262V153L264 154V139H263L264 137H262V136H264V128H263L264 127V113L262 112L258 116L259 117V123H260L262 131L260 132L261 134H259L257 136L255 135V132H253L254 131V129H253L254 128V123L251 122V120H249V117H247V116L244 117V118L243 117L241 118L242 123H240V124L242 125V128L241 127L238 128V124H239L238 122H233L227 129H224L222 127V125H220V124L222 122L226 121V120L228 122L230 121L229 120V116H226V117L224 116L226 113H227L226 115L229 114V112L227 111L228 109H221L222 112H220V113L224 112V114H220L219 113L220 114L219 116H221L220 119L222 121L218 120L216 122V117L214 116L215 113L213 114L214 111L212 112L211 104H210V102H211V100H210L211 99V97H210L211 88L210 87L211 86H209L207 84V83H209L210 76H212L211 73H214V69H211L209 67H204V66L205 65L207 66L208 64H210V62L207 61V59H206V55H205L206 53H210V54L211 53H217V54H220L221 51L218 50V49L215 50L214 47H212L210 50H209V47H207V48L201 47V45H202L201 43L202 42L205 41L204 43H206V42L210 41L209 38H207L208 35H210L208 37L212 36L213 39L211 38V40L214 41V42L215 41L219 42V40L221 41L222 38H227V39H223L222 42H224V40L225 41L226 40H230V41H226V42H228V43L229 42H233V45H236L237 43H238L237 45H239V42L241 44L243 43V45H246V42H248L247 39H249V41H252V42H250V43L248 42V44H250V46H249V49L247 51V55L245 57L244 56H236V57H241L243 60H247L248 62H251L253 65L256 64V66H255L256 69H258V68H263L264 69V58H260L259 56H257L253 52L255 50V51L259 52V53H264V40H263V37H264L263 36L264 35V23H263L264 22L263 21L264 20L263 19L264 18V0H140L141 1L140 7L136 8V10H138V11H136V13H135L136 15L138 13V16H135V17L133 16V13L131 11V6H132V1L131 0H106V2L103 5H101L99 3L100 0H73V1H71V0H58ZM13 2H14V4H13ZM62 6H63V8H62ZM35 7H38L39 10H35ZM115 11L125 15L126 20L129 21V22H127V21L125 22L124 21L125 24L126 23H130L132 26L134 24L135 28L132 27L133 29H130L131 28L130 24H127L126 26H125V24L123 22L116 24L117 27H119L118 30L122 29L121 32L120 31L119 32L116 31V33L119 35V33L120 34L124 33L125 30H126L127 31V35L126 34H124V35L127 38L124 35L123 36L125 38L122 35L118 36L117 34H114L115 33L114 31L112 32V28L114 26V23H111L110 21L114 22L113 20L115 18L113 16V13ZM84 12L86 14H84ZM77 13H79V14L77 15ZM198 13H201V14L198 15ZM103 14H104V16L107 17V20L109 19V22L111 24L108 21L104 20L106 17L101 16ZM109 14L110 15L112 14L111 15L112 16V20L110 19V15ZM202 14H204V15H202ZM82 15L87 16V18L91 17V18H89L91 20L93 18H95V17H97V18L93 19V22L91 20H89V21H91V22H89L87 18H86L87 20L85 18H83V20H82L81 17H84ZM88 15H91V16H88ZM94 15H96V16H94ZM214 15H216V17H221V18H224L225 16H227V17H232V16L233 17H237L239 15V18L242 17L241 19H242V21L243 20L244 21L243 22L242 21H237V23H236L235 21L231 22V20L226 22L225 20L222 19L223 20L221 22L222 25L220 24L221 26L219 25V28L223 27V29L216 30L215 34L214 33L213 34L215 36L217 34V37H215V36L213 37V34L212 35L211 34L207 35V33L203 32L202 29L205 27V23L200 19V17L202 18L203 16H205V17L209 18L210 16H214ZM99 16L104 18L103 22H102V19H100L101 17H99ZM153 16H155V19L156 18L157 19L154 20L152 18ZM210 18H212V17H210ZM213 18H215V17H213ZM35 19H37V18H34L32 20H35ZM95 20H96V22L97 21L98 22L97 23L94 22ZM152 20L155 21V22L153 21L154 22L153 25H154V27L156 29V32L158 34L155 32V29H153L154 27L152 26V23H153ZM199 20H200V22H199ZM79 21L80 22L82 21L83 24L80 23ZM84 21H86V23ZM87 21L90 24L88 26H86ZM240 22H241V28H240ZM98 23L100 25H102V23H105V24H103L102 26H98L99 25ZM107 23H108L109 26L107 25ZM36 24L41 26L42 23L39 22V23H36ZM80 24H82V25H80ZM236 24H238V25H236ZM92 25L93 26L95 25V26L93 27ZM104 25H105V27H104ZM110 25H112V26H110ZM122 25H123V27L125 26L127 29H125V27L123 28ZM223 25H225V27H228V29H229V27L231 29H229V31H226V28H224ZM158 27H160V28H158ZM236 27H237V29H235ZM157 28L159 29L160 32H158ZM123 29H125V30H123ZM160 29L161 30L164 29L163 30L164 33H162ZM232 29L233 30L235 29V31L238 30V32H234ZM242 29L243 30H248V32H250V33L251 32H258L259 33L261 31V34L259 33L260 34V36H258L259 38L257 36H255V35L252 36V35H246V34H241V33L239 34V31L242 30ZM230 30H232L233 32L230 31ZM99 32H102V33L99 34ZM103 32H105V34H103ZM106 32L107 33L111 32L116 37L113 34L111 35L110 33L107 35ZM134 33H137L136 36H133V35H135ZM230 33L231 34L233 33L232 35H234V36H231ZM56 35H58V36H56ZM128 35H130V36H128ZM113 36H114V38H113ZM137 36H139V37H137ZM222 36H225V37H222ZM228 36H230V39H229ZM117 37H123L124 41H123V38H119L118 39ZM129 37H135L136 40H137L136 43L133 44L135 41L132 42L131 38H129ZM232 38L235 41H233ZM237 38H239V39H237ZM126 39H128V41H126ZM116 40H118V41L116 42ZM236 41H238V42L236 43ZM84 42H86V43H84ZM98 42L99 43H103L104 46L106 47V49H103V51H101V52H99L100 50L98 49V51L96 52V50L98 48ZM55 43H56V45H55ZM117 43H118V47L119 48H117V46H116ZM219 43H221V42H219ZM59 44H60L61 48H60V46H58ZM91 44L93 45V47H95V51H94L93 47H92L93 49L91 48V46H92ZM167 44L168 45L170 44L171 46L169 45L167 50H165L166 48L164 49L163 47H167V46H165ZM229 44L232 45L231 43H229ZM89 45H90V47H89ZM96 45H97V47H96ZM127 45H128V47H126ZM218 46H220L224 50L225 47H226V43H221ZM123 47H126V48H123ZM88 48H89V50H88ZM90 48H91V50H90ZM122 48H123L124 51L122 50ZM43 49L44 50L48 49L47 45L45 47H43ZM105 50H107V51H105ZM87 51H89V53ZM90 51L93 52V53H91ZM113 51H115V52H113ZM137 51H138V55H137ZM160 51H161V53H160ZM86 53H88L90 56H91V54L94 55V54L98 53V54H100V56L98 55L100 57V59L108 61L107 63L110 65L109 67L112 68V67L117 65V66H119L117 68V71H120L122 69V67H124V70L123 69L121 70L122 73L117 78H115V79L111 78L110 74L114 75V73L111 72V71H108V73H106V69H104V67H103V63L104 62L102 63L103 60L99 63L98 60L93 59V61H92L93 64H91L89 62L90 59L88 58V55ZM132 53L133 54L135 53V55H133ZM162 53H166L165 56H164V54L162 56ZM167 53H169V54L167 55ZM170 53H172V54H170ZM148 54H150V55H148ZM114 56H116L117 58L114 57ZM133 56H134V59L132 60ZM135 56H136V58H135ZM60 57H61V59H59ZM109 58H111V60ZM114 58L117 59L118 61L115 60ZM151 58L152 59H157L156 61H158V65H159V62H160V66H161V68L163 67V70L160 68V66H159V68H160L159 69L157 64H155L156 62L152 61ZM57 59H59V60H57ZM81 60H83V61L85 60L86 61V64L88 65V71H87V69L84 70V71H81V67L78 65V62L81 61ZM114 60H115V62H114ZM123 60H125V62ZM160 60H162V63L166 62V64L164 63V65H166V67H168V68H170L169 67L170 64L167 65L168 64L167 62H170L171 64L172 63L174 64V63L177 62L178 66L180 67V69L183 72L179 71L180 69L178 68V66H176L177 64L176 65L174 64L175 67L178 68V70H177L178 73L176 75V73H174V68L175 67L173 68V70H171L172 68H170V70H171L170 71L168 68H164L165 66H163V64L161 63ZM111 61H112L113 64H111ZM182 62H184V63H182ZM118 63H120V64H118ZM122 63L124 65L126 64V66H124ZM151 63H153L155 66H157L156 68L154 66V68L156 70H158L157 72H156L155 69H154L155 71L152 69L153 72H152V70H150L151 68H153V64H151ZM180 63L183 64L182 65L183 69L181 68V66H180L181 64ZM149 64H151L152 66L149 65ZM173 64H172V66H174ZM194 64H197L199 70H196V69L193 68ZM132 67H133V69H132ZM177 68H175V69H177ZM256 69H254V70L256 71ZM127 70L128 71L131 70L133 73L132 74H131V72L128 73ZM159 70H162V72L165 73L166 75L165 74L163 75V73L161 71H159ZM164 70H166V71H164ZM125 71H126L127 75L125 74ZM150 71H151V73L153 75L150 73ZM177 71L175 70V72H177ZM57 72H58V74H57ZM179 72H180V74H179ZM155 73H157V74H155ZM185 73L187 74V79L189 80V82L192 84V86L194 85V92L197 95V96H195V101H194L195 103L188 102L189 100L188 101L186 100V99H188V97H186L187 96L186 93L184 95H179V97H178L176 94H174L173 88L171 87L174 84V83L171 84L172 82H178L179 84L181 82V84H182L183 77H180V76H182ZM29 74H32V73L29 72ZM171 75H173V76H171ZM108 77H110L111 79L108 78ZM177 77L179 78V80H181L180 82H179ZM118 78H120V79H118ZM124 79H125V81H124ZM45 80H46V82H45ZM122 80H123V82L121 83L120 81H122ZM126 80L127 81L130 80V82L127 83ZM22 81H24V80H20L19 79L17 81L12 82V83L14 85L15 83H21ZM116 82H117V84L119 82L118 85H120V86L116 85ZM133 82H134V84H133ZM44 83L47 86L44 85ZM122 84H124V85H122ZM170 84H171V86H170ZM48 85L50 86V88H48ZM166 85H167V88L169 87L168 89L166 88ZM125 86H129V87H125ZM29 87H30V89H32V85H29L27 88H29ZM143 87H145V88L143 89ZM131 88H133V90H131ZM138 88H139V90H138ZM47 89H48V91H47ZM51 89H53V90H51ZM163 89L164 90H168V91H165V92L169 96H167L165 94ZM111 90H113V91H111ZM130 90H131V92H130ZM169 90H171V93L169 92ZM51 91H53V92H51ZM127 91L129 93H131V95ZM57 92H58V94H57ZM133 93H134V95H132ZM140 95H142V96H140ZM184 97H185V100H183ZM36 99H37V97H36ZM254 99L255 98L252 97V100H254ZM180 100H181V102H180ZM3 101H4L3 97L2 98L0 97V104L1 105L4 104ZM131 101H132V103H131ZM25 103L27 104L26 106H25ZM188 103H190L191 105H193V104H195V105L197 104V105L196 106L195 105L191 106L189 104L190 106H188ZM10 104H11V102H10ZM15 104L16 103H14V105ZM47 104H49V105H47ZM141 104H144V101H142ZM198 104H200L199 107H198ZM1 105H0V112L5 111L6 108L5 109L1 108ZM38 106H39V108H38ZM24 107H28L29 108L28 110H30V112L33 109L34 112L32 111L31 114L26 116L27 114H26L25 111H26L27 108L25 109ZM34 107H35V109H34ZM36 107L38 108V110H36L37 109ZM57 107H58V109H57ZM61 108H63V109H61ZM184 108H186V109H184ZM200 109H203V111H200ZM12 110H14V109L12 108ZM42 110H45V111L43 112ZM59 110H60V112H59ZM37 111L38 112L41 111V112L38 113ZM51 111H53V112H51ZM49 112H51V113L49 114ZM33 113L40 114V116L44 114L45 116L43 115L44 117H42V119L38 123L37 119L35 120L34 118H32V116H35V114H33ZM122 114L123 115L125 114V117L123 118V120H126L128 122V118L127 117L130 116V115H128L129 113H124L123 112ZM50 116H52V117H50ZM57 116L59 117V119H57V121L55 122L54 119H56ZM46 117H47V119H46ZM48 117H50V118H48ZM132 117L134 119V116H132ZM186 117H188V118L190 117L191 120L190 119H186ZM63 119H65V120H63ZM50 120H52V121H50ZM53 121L55 123L58 122L57 125L53 124L54 123ZM187 121H190V122H187ZM184 122H186V123H184ZM104 126H105V129H103ZM204 128H205V126H204ZM71 129L77 131L75 134H73L74 136H72V134L70 133V131H72ZM68 130H69V133H68ZM112 130H114V131L112 132ZM185 130H186V132H185ZM119 131H121V130H119ZM27 132H29V133H27ZM55 132H57V133H55ZM90 132L93 133V134H91ZM102 132H103V134H102ZM183 132H182V134H184ZM87 133H90V134H87ZM126 133L127 132H125L124 134H126ZM105 134L106 135L108 134V135L106 136ZM91 135L94 136V138ZM44 136H46V137H44ZM67 136H69V137H67ZM176 136H177V134H176ZM185 136H186V134L182 135L183 139L186 138ZM48 137L51 138V140L48 139ZM88 137L90 138V140H88L89 139ZM108 137H109V140H108ZM232 137L238 139L237 143L235 144V147L230 145V144H225V142L227 140L229 141V139L232 138ZM2 139H4V137ZM46 139H48V140H46ZM81 140H83V141H81ZM19 141L21 142V144H20ZM140 141H141V139H140ZM188 141H190V140L188 139ZM222 141H223V143H222ZM259 141L262 143V150H259L257 148L252 147L253 145H255V142L258 143ZM74 142L75 143L77 142V143H76V145H74V147H72ZM111 142H113V143H111ZM142 142L143 141H141L140 143L142 144ZM22 144H23V146H22ZM69 144H71V145H69ZM64 145H65V148L63 147ZM68 145H69V147H68ZM80 145H82V146H80ZM249 146L252 147L251 149H253L255 152H257L259 150L258 153H260V155L257 154L258 157L256 155V162H254V163H253L254 159L251 158V156L249 154V151H248V150H251V149H249L250 148ZM27 147L29 148L30 153L32 154V157H33L35 163H36V161H37V164H40V162L44 163L45 161H47L45 159V157L44 158L42 156L39 157V155H38V157H39V160H38L37 155H36V154H38V150L35 149L36 150L35 151L32 148V146H30V145L25 147L26 150H27ZM14 149H16L15 145H14V148H12V150H14ZM65 149H68V151L65 150ZM103 149H105V151ZM158 149L162 153V149L160 147ZM69 150L72 151V152H70ZM102 150H103V152H102ZM135 152H137V154ZM68 153L69 154L72 153V154L75 155V157H73V159L71 161L72 163H75V166L74 167L71 166V168H74V169H70L71 171L64 166V164H66L68 162V159L70 157V156L67 157ZM108 153H109V155H108ZM150 153H152L154 155L149 157V158H151L149 160L155 159L156 158L155 152H153V150H151ZM229 155H230L231 160H229L230 158L228 159ZM101 156H102V158H101ZM105 156H106L107 159L104 158V161H103V157H105ZM135 156H136V158L132 159V161H134L135 166L136 165L139 166V167L136 166L137 168H135V170H133V173L135 174L134 179L136 178L135 179L136 182L133 179L130 183H128L127 182L128 178H127L125 173H127L126 170L127 171L131 170L133 168V165H130V166L127 167L125 165V163L127 164V159L128 158H133ZM218 156H219V158H218ZM164 157L166 158L165 153H164ZM35 158H37V159L35 160ZM80 160L82 162H80ZM138 160L141 161V163ZM146 160L147 159H144V163L146 165H148ZM16 161H18V159ZM116 161L118 162V164H117ZM57 162H59V163H57ZM108 162H110V163L108 164ZM201 163H209V165H213V167H211V169H205V168L201 167ZM105 165H107V166L105 167ZM115 165H117L118 167H115ZM150 165H151V163H149L148 166H150ZM31 166H33V165H31ZM108 166H109V169H108ZM228 167H232V171H229ZM253 167H256V164H254ZM121 169L123 170V174H122V170ZM260 169L262 170V172H264L262 167ZM260 169H259V171H261ZM140 170H141V172H140ZM173 170H174V167H173ZM207 170H212V171L207 172ZM124 171H125V173H124ZM89 172L86 175L82 176V177L83 178L86 177L89 174ZM131 173H132V171H131ZM140 174H142L143 176L142 175L141 176L144 177V178H141ZM122 179L125 181V183H124V181ZM74 180H75V182H74ZM138 180L139 181L141 180V183L138 182ZM143 180L146 181V182H144ZM171 180L176 182V179L174 177ZM122 181H123V183H122ZM126 182H127V184H126ZM146 183L147 184L150 183L151 185H149V184L147 185ZM67 185H68V187H66ZM129 187H131V188H129ZM130 190H131V193H132V190H133L134 194L132 193V195H131ZM83 192H84V190H83ZM146 193H148V191H146ZM174 193H177V194H174ZM174 193L171 194V195L166 196V201L169 204L170 203L173 204V201H175L177 199L175 197V195H179L178 191H176ZM242 193H243V195H248V193H245V192H242ZM61 194L63 195V193H61ZM106 196H108V195H106ZM80 197H81V199L83 201H81ZM212 197H214V198H212ZM248 197H251V195L248 196ZM88 198H90V199H88ZM98 199L100 200V203H101L100 205L101 206L96 207V208L99 209V210H102V211L104 210L103 212H105V213H103L101 211L103 213V214L101 213V215H103L101 217L102 219L96 218V220H95L94 218H95L96 215H98L97 214L98 211H94L95 210L94 206H95V204H97L95 201L96 200H97V202L99 201ZM133 200H135V201H133ZM72 201H73V204H72ZM103 201H104V203L105 202H107V203L104 204ZM108 201H109V203H108ZM76 202H78V204ZM112 203H114V204L112 205ZM142 203H143L142 199L139 202H138V200H137V202H135V204L137 206H138V204L142 205ZM252 204H254V207H255V202L254 201H253ZM41 205L44 206V208ZM98 205H99V202H98ZM115 205H116V207H115ZM37 206L39 207V210H38L39 215L42 214V216L40 215V217H38L36 215V212H35V209H36ZM109 207H110V210L112 209L113 211L112 210L111 211L108 210ZM140 207H138L139 210H140ZM100 208H102V209H100ZM89 209H92L93 212L91 210H89ZM138 209H137V211H138ZM87 211H88V213H87ZM137 211H136V213H137ZM142 211L145 212V210H141V212ZM173 212H174V214L177 213V209H175V207L173 209ZM99 213H100V211H99ZM27 214H29V215H27ZM104 214H106V215H104ZM259 214L261 216H259ZM50 215L52 216V218L51 217L49 218ZM114 215H115V217L118 220L121 218L120 219L121 221H120L119 224L117 223L119 221L116 220V218H114ZM134 215H136V214H134ZM91 216H92V218H91ZM41 217H42V219H41ZM259 217H261V219ZM30 218H32V220H30ZM38 219H40V220H38ZM228 219H229L228 222H233V223L237 224V220H235L236 219L235 218V214L233 215L232 219L231 218H228ZM256 220H257V222H256ZM62 223H63V225H62ZM112 223L114 225H111ZM208 225H210V226H208ZM254 225L256 226V228H258V230L254 228L255 227ZM209 227L211 228V232H210V228ZM52 230H54V231H52ZM243 230H245V232ZM28 232H29V230H28ZM251 233L253 234V236L255 234V236L254 237L251 236L252 235ZM123 234L126 237H124ZM62 235H63V237H62ZM251 237H252V239H251ZM45 238H48V236L45 237ZM52 238L53 237H51V239ZM164 238L165 237L159 238V239L155 238L156 240H158V244L160 243L159 245L156 244L157 241L154 238H152V240H154L156 242L155 244L153 243L154 241H152L151 239H146V240L143 239L148 245L143 240L140 241V239L136 238V239H138L139 244L141 242H143V243L140 244L141 246L139 244H137V245L140 246L139 251L142 252L143 251L142 247L144 248L146 246H149L150 244H151V246L155 245L156 247H154V248H157L159 246L158 250L159 249L161 251L163 250L162 253L160 252V254H163V252H164L163 256L166 255V253H167V255H169V254L173 255L174 258L172 257V255L169 256L170 261H171V258H173L172 261H175V256H180L179 253L181 251H190L188 249H190L191 243H187V242L181 243L182 242L181 241L180 242L181 244H180L179 243L180 240L178 241V239H176V238H173V239L172 238H169V239L165 238L164 239ZM54 239L55 238H53V240ZM88 239L90 240V237ZM149 240H150V242H149ZM163 240H165V241H163ZM81 241H83V240H81ZM231 242L233 243L232 245H234L235 241L233 240L232 237L229 238V240L225 239L222 243H216V240L213 239V243H215V246H217V248L219 246H221V245H225V244L229 245V244H231ZM169 243H170L171 246L169 245ZM185 243H186V245H185ZM130 244H131V246H130ZM160 245L162 247H160ZM173 245H174V247H172ZM176 245H177V247L178 246H180V247L183 246L184 249L181 250L182 248H180V247H178V249H177V247H175ZM90 246H91V244H90ZM129 246H130L131 249L129 248ZM185 247L187 248V250H186ZM262 247L264 248V246H262ZM71 248H72V250H71ZM73 248H74V250H73ZM151 248L152 247H150V246L147 247V249H149V251H150ZM161 248H165L167 251L166 250L164 251V249H161ZM169 248H171V249L174 248L175 249V251L173 249L174 253L175 254L178 253V254L177 255L173 254V251L171 249H170V252L171 251L172 252L170 253L169 252ZM197 248H199V246ZM145 249H144V251H145ZM147 249L145 251L146 252L145 256L147 255L148 257L144 261H147L148 259H149V261H147L145 264H153L151 262L153 260L156 261V257L155 256H157L156 254H153V253L157 249L156 250L154 249V251L152 249L153 252L152 251L147 252L148 251ZM176 249L177 250L180 249L179 252H176ZM213 249H214L213 248V244L211 243V240L208 237L206 239V242L204 243V247L199 248L198 250H194V252L196 253V251H198V252H200V254L201 253L209 254V256H206V257L202 256V258L205 257L203 259V262L207 261V263L212 262V264H221L219 262V258H217L218 257L217 255H218L219 252L212 251ZM123 251L129 252V254H127V252L125 253ZM57 253H58V255H57ZM124 253H125V255H124ZM143 253H141V254H143ZM256 253H257V257H256ZM72 254H74V257L72 256ZM126 254L128 256L131 255V257L128 258V256H126ZM247 254H250V255H247ZM98 255H99V258H98ZM70 256H72V257H70ZM124 256H126L127 259ZM143 256H144V254H143ZM150 256H152V257H150ZM153 256L155 257V259H154ZM194 256L196 257V263L200 264L201 263L200 260L202 258L199 260L198 258H200V257L198 255H194ZM51 257H53V258H51ZM59 257H57V258H59ZM84 258H86L88 261H86V259H84ZM49 259H50V261H49ZM143 259L144 258H142V262H143ZM81 260H83V261H81ZM77 261H81V262L79 263ZM89 261H91V262H89ZM106 261H108V262H106ZM234 261H235V259L232 260V262H234ZM132 263L135 264L134 261H132ZM28 264H35L34 256H32L31 262H29ZM130 264H131V262H130ZM232 264H234V263H232ZM235 264H237V263H235Z\"/></svg>", "mask_w": 264, "mask_h": 264}, {"label": "crops", "instance_id": "3", "mask_svg": "<svg viewBox=\"0 0 264 264\" xmlns=\"http://www.w3.org/2000/svg\"><path fill=\"white\" fill-rule=\"evenodd\" d=\"M97 130V129H96ZM90 143V144H89ZM85 146H86V148H88V147H91V146H93V143L91 142V141H88V143L87 144H84V149H85ZM148 147V146H147ZM141 148H142V144H141ZM148 148H150V147H148ZM84 151V150H83ZM150 152H151V149L149 150ZM150 152H148V156L149 157H151L152 155H154V154H152V153H150ZM72 154V153H71ZM72 156H73V154H72ZM150 191V190H149ZM153 191H150V192H148V193H152ZM154 193V192H153ZM160 193H158V195H159ZM161 194H162V192H161ZM161 194L159 195L160 196V198H165V200H166V196H161ZM155 203V204H154ZM162 203H164V208L166 207V205H167V201H163ZM159 206V208H158V206ZM144 206V207H143ZM146 207H149V209H152V210H157V213L158 214H160V212L162 211V204H160L158 201H156V202H152V203H150V205L149 206H147V203H145L144 201H143V203H142V207H140V209L142 210H145L146 211ZM151 207V208H150ZM153 207V208H152ZM140 210V211H141ZM184 236H186L187 237V235H184ZM164 237V236H163ZM162 237V238H163ZM165 238H176V239H179L180 240V238H181V236H179V235H177V234H174V235H169V236H166L165 235ZM185 239H182L181 241H184ZM185 241H187V240H185ZM184 241V242H185ZM194 242V241H193ZM187 243H189V242H187ZM139 246V245H138ZM138 246H137V248H138ZM135 246H134V249L133 250H135L134 251V255H133V258L135 257H137V256H139L140 257V255H138V254H140V253H137V251L139 250V248L137 249ZM190 250V249H189ZM139 252V251H138ZM184 251H181L179 254H180V257L179 256H176L177 257V260L182 264H197L196 263V257L195 256H193V254L191 253V251H185V252H187V253H183ZM164 254V253H163ZM163 254L161 255L160 253L159 254H157V256H155L156 257V263L157 264H168V259H169V255L167 256V255H164L163 256ZM187 254V255H186ZM161 255V256H160ZM158 256H160V257H158ZM167 258H166V257ZM183 256V257H182ZM185 256H189L188 258H186ZM218 257L217 258H219V262L221 263V264H232V263H234V262H232V260H233V258L232 257H230V256H227V254L226 253H218V255H217ZM139 257H137V258H139ZM142 257H145L146 258V256H141V258H139L138 259V261H137V258H136V263L135 264H137V263H143V262H147V261H143V262H141V260H142ZM154 257V256H153ZM157 257H158V259H157ZM166 258V260H164V259H162V258ZM135 258L133 259V260H135ZM161 258V259H160ZM141 259V260H140ZM184 259V260H183ZM140 260V261H139ZM161 260V261H160ZM181 260V261H180ZM167 263H166V262ZM178 261H176V259H175V263H173V261L172 262H170V260H169V264H176ZM159 262V263H158ZM162 262V263H161ZM177 263V264H180V263ZM144 264V263H143ZM153 264H155L154 262H153Z\"/></svg>", "mask_w": 264, "mask_h": 264}, {"label": "water", "instance_id": "4", "mask_svg": "<svg viewBox=\"0 0 264 264\" xmlns=\"http://www.w3.org/2000/svg\"><path fill=\"white\" fill-rule=\"evenodd\" d=\"M79 66H81L82 68H83V70L82 71H84V70H86L87 68H86V65H85V63H84V61L83 60H81V61H79ZM83 65V66H82ZM98 103H100V102H98ZM97 112V111H96ZM25 165L27 164V162L26 163H24ZM28 165V164H27Z\"/></svg>", "mask_w": 264, "mask_h": 264}, {"label": "snow or ice", "instance_id": "5", "mask_svg": "<svg viewBox=\"0 0 264 264\" xmlns=\"http://www.w3.org/2000/svg\"><path fill=\"white\" fill-rule=\"evenodd\" d=\"M33 231H39V229H33Z\"/></svg>", "mask_w": 264, "mask_h": 264}]
</instances>
